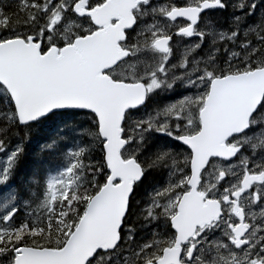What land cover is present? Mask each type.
Listing matches in <instances>:
<instances>
[{"label": "snow or ice", "instance_id": "obj_1", "mask_svg": "<svg viewBox=\"0 0 264 264\" xmlns=\"http://www.w3.org/2000/svg\"><path fill=\"white\" fill-rule=\"evenodd\" d=\"M0 264H264V0H0Z\"/></svg>", "mask_w": 264, "mask_h": 264}, {"label": "trees", "instance_id": "obj_2", "mask_svg": "<svg viewBox=\"0 0 264 264\" xmlns=\"http://www.w3.org/2000/svg\"><path fill=\"white\" fill-rule=\"evenodd\" d=\"M37 150V144H36V142H33L30 146H29V151L30 152H33V151H36ZM31 166H32V161H31V159H29V161L26 163V165H25V168H26V170L27 169H29V168H31Z\"/></svg>", "mask_w": 264, "mask_h": 264}]
</instances>
